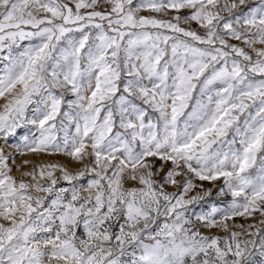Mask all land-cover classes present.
Instances as JSON below:
<instances>
[{
  "label": "snow or ice",
  "instance_id": "obj_1",
  "mask_svg": "<svg viewBox=\"0 0 264 264\" xmlns=\"http://www.w3.org/2000/svg\"><path fill=\"white\" fill-rule=\"evenodd\" d=\"M0 264H264V0H0Z\"/></svg>",
  "mask_w": 264,
  "mask_h": 264
}]
</instances>
